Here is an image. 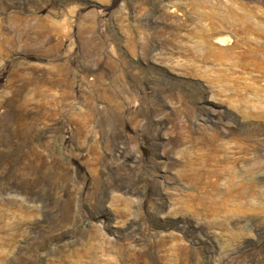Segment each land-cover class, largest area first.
Wrapping results in <instances>:
<instances>
[{"label": "rangeland", "instance_id": "374dc122", "mask_svg": "<svg viewBox=\"0 0 264 264\" xmlns=\"http://www.w3.org/2000/svg\"><path fill=\"white\" fill-rule=\"evenodd\" d=\"M0 264H264V0H0Z\"/></svg>", "mask_w": 264, "mask_h": 264}, {"label": "bare ground", "instance_id": "6f19581e", "mask_svg": "<svg viewBox=\"0 0 264 264\" xmlns=\"http://www.w3.org/2000/svg\"><path fill=\"white\" fill-rule=\"evenodd\" d=\"M221 40H222V38H221Z\"/></svg>", "mask_w": 264, "mask_h": 264}]
</instances>
